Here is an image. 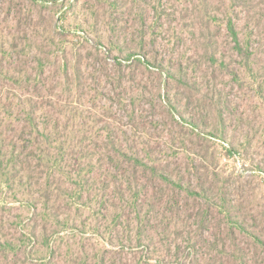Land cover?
Masks as SVG:
<instances>
[{
    "label": "rangeland",
    "instance_id": "1",
    "mask_svg": "<svg viewBox=\"0 0 264 264\" xmlns=\"http://www.w3.org/2000/svg\"><path fill=\"white\" fill-rule=\"evenodd\" d=\"M231 16L253 38L254 74L232 49ZM39 76L69 124L83 123L79 136L134 139L172 177L155 205L176 200L182 214L155 228L166 264L192 260L190 238L208 254L195 263L239 264L227 253L244 252L264 264V0H0V132ZM0 196V228L28 215L9 190ZM71 218L81 228L101 219Z\"/></svg>",
    "mask_w": 264,
    "mask_h": 264
},
{
    "label": "trees",
    "instance_id": "2",
    "mask_svg": "<svg viewBox=\"0 0 264 264\" xmlns=\"http://www.w3.org/2000/svg\"><path fill=\"white\" fill-rule=\"evenodd\" d=\"M234 19L229 17L226 24L232 49L241 58L244 71L254 74L253 38H242ZM8 79L17 82L11 76ZM45 86V79L39 76L33 91L18 104V122L8 129L7 124L0 132V192L9 190L28 210L27 216H16L17 220L0 228V264H166L164 254L157 251L155 239L160 232L155 228L163 222L178 226L182 214L176 200L164 212L155 205L164 203L163 189L174 187L172 177L154 165L155 158L144 149L133 151L128 143L134 139L87 140L79 136L83 123L69 124L67 106L43 92ZM72 109L75 115L79 113L78 108ZM2 123L0 120V128ZM185 191L193 194L190 188ZM166 196L169 198V192ZM7 203L0 196V205ZM82 209L100 214L101 219L93 225L83 224V220L81 228L71 214ZM183 218L187 227L191 217ZM177 231L171 234L182 235ZM190 241L187 248L192 260L188 264H200L196 259L208 254L197 249L192 238ZM227 254L239 264L250 263L249 253ZM173 257L178 259V252Z\"/></svg>",
    "mask_w": 264,
    "mask_h": 264
}]
</instances>
